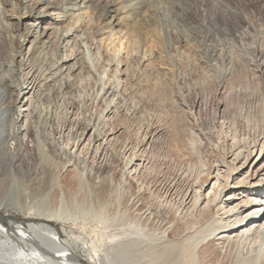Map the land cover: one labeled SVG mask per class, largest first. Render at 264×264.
<instances>
[{"label":"bare ground","instance_id":"obj_1","mask_svg":"<svg viewBox=\"0 0 264 264\" xmlns=\"http://www.w3.org/2000/svg\"><path fill=\"white\" fill-rule=\"evenodd\" d=\"M80 5L92 7L99 17L110 18L103 23L106 26L101 28L99 38L91 41L94 45L101 41L110 44L114 35L111 25H117L123 12L131 9L110 0H58L53 5L56 18L44 20L38 33L33 28L35 5L31 2L26 6L31 18L25 29L32 37L30 47L25 53L14 49L8 63L0 57V128L4 133L0 151L14 165L24 142L31 141L40 122V102L51 95L60 100L69 98L65 89L72 80L61 76L60 71L72 60L75 70L81 73L86 69L87 74L97 77L94 94L81 99L87 105L101 103L103 108L98 114H84L82 107L69 98L61 117L53 106L44 109L53 148L68 157L62 168L76 167L75 161L81 160L101 169L107 162L108 149H116L115 161L121 165L122 178L136 184L146 203L134 196L120 206L121 198L115 195L116 211L107 215L76 208L60 212L56 205L61 203L62 208L67 201L46 197L39 221L11 220L6 226L0 220V264H264V117L262 124H255L248 113L232 106V98L244 89L241 67L226 52L221 68L209 64V74L202 81L187 84L176 76L175 82L186 97L181 107L186 118H172L171 131L151 119L135 129L133 140L118 143L113 119L119 110L134 115L137 107L128 104L121 94L118 62L111 74L105 70L96 73L85 28L74 18L67 21ZM263 9L264 0H166L163 6L166 21L170 22L169 14L181 15L179 19L190 20L204 41L211 40L203 33L206 23L218 26L223 39L239 40L248 29L264 36V24L255 23L264 19ZM59 14L65 18L57 19ZM63 22L66 24L61 27ZM236 26L244 29L241 37ZM4 27L12 26L4 20L0 6V28ZM37 42L41 43L39 55L43 49L54 50L45 67L34 66L27 56L37 48ZM70 45L72 58L55 59ZM260 47L254 46L252 62L261 78L264 53ZM206 53L207 61L218 58L215 50ZM211 75L216 77L214 82L209 80ZM42 161L49 163L48 155H43ZM59 172L49 171L51 183L57 181ZM90 173L76 171L80 180ZM87 218L100 228L103 240L99 250L65 236L62 227L51 223L75 224ZM77 247L86 259L79 256Z\"/></svg>","mask_w":264,"mask_h":264},{"label":"rangeland","instance_id":"obj_2","mask_svg":"<svg viewBox=\"0 0 264 264\" xmlns=\"http://www.w3.org/2000/svg\"><path fill=\"white\" fill-rule=\"evenodd\" d=\"M57 1L0 0L4 20L11 23L12 26L11 28H0V57L5 62L10 61L14 49H20L25 53L30 47L32 37L27 34L25 29L31 18L28 17L29 9L26 6L31 2L35 5L33 14L36 16V24L33 28L40 33L45 22L52 21V17L56 18V14H53L56 12L53 5ZM110 1L131 8L125 14L123 12V19L117 25H111V33L114 35L110 44L109 41H101L95 45L91 43L92 40L95 42V39L99 38L100 33L103 32L101 28L106 26L103 23L110 19L94 14L92 7L88 9L84 7L85 5L76 7L72 10V15L67 16V21L74 18L78 20L77 25L80 24L85 28L88 42L92 44L90 51L93 54L97 74H102L104 70L111 74V70H115L118 62L119 73L117 77L120 79V85L123 88L121 94L128 104L137 107L134 115L119 110L118 117L113 119L112 126L118 130L115 133V139L118 143L133 140L136 136L135 129L143 127L151 119L158 127L171 131L173 127L172 118H186L181 111L182 103L186 97L183 96L184 90L180 89L175 82L176 76L182 78L187 84L202 81L205 75L209 74L207 72L210 67L209 64L221 68L222 55L227 54L232 60L234 59L233 63L238 64L239 68L241 67L244 75L243 82L245 81L243 91L232 98V106L248 113L250 120L255 124H262L264 117V75L261 78L257 76L253 69L252 60L255 56L253 53L254 46H261L260 48L264 53V36L258 35L254 29H248L249 33L247 32L241 37L244 29L236 26L238 27L237 35L241 38L234 41L230 37L223 39L218 34V26L212 27L206 23L203 33L204 35L208 34L211 40L204 41L203 36L201 39V35L196 34L197 28L190 20L181 21L179 19L181 15L169 14L170 22L166 21V12L163 10L166 0ZM238 11L241 13L240 10ZM263 11L264 9L261 12L262 16H264ZM187 12L188 7H186ZM63 18H65L63 14H59L57 17L59 20ZM248 20H253L251 15L248 16ZM255 23L261 26L264 24V19ZM65 24L63 22L60 26L64 27ZM13 33L14 36H10ZM83 36L84 34L81 37ZM35 47L37 48H34L33 53L27 55L29 61L36 67H45L51 62L54 56L52 51L54 50L52 48L43 49L42 51L45 53L42 52L39 55L37 51L41 50V43L37 42ZM63 50H60L59 56H55V59L67 56L66 60H69L73 57L74 50L71 45ZM211 50L217 51L218 58L207 61L206 51ZM72 62V60L67 61L62 65L60 71L61 76L72 80L71 86L65 89L66 96L73 99L75 105L82 107L84 114L100 113L103 108L101 103H98L97 106L87 105L81 99L82 96L94 94L96 75L87 74L86 69L81 73L78 72L75 70L76 65L75 67L71 66ZM69 66L71 67L69 68ZM209 80L214 82L216 77L211 75ZM15 84L18 87V81ZM56 96L51 95L50 98H44L40 102L39 110L42 112L40 122L34 129L31 141L24 142L18 154L19 158L14 165L10 163L8 155L2 150L0 151V220L6 226L10 225L11 220L21 223L39 221L38 217L41 214L39 212L43 207L46 208L44 205L46 197L67 201V204L63 205L62 208L60 207L61 203L56 205L55 209L60 212L71 211L76 208L75 210L81 211L105 212L107 215H112L113 211H116V196L121 198L120 206L126 205L128 200L134 196H140L141 202L146 203V197L143 194L141 196L136 184L131 180L122 178L121 165L115 161L118 154L116 149H108L107 162L101 169H98L99 171L91 166L88 161L81 160L75 161L76 167L66 166L62 168L68 157L61 155L59 150L55 149L56 147L53 148L50 139L52 135H50L48 128L49 120H45L43 113L47 106H53L56 109V115L62 116V112L70 99L60 100ZM124 127L129 129L125 130ZM3 140L4 133L0 128V141ZM43 155H48L49 163L46 164L42 161ZM83 169L91 171V173L80 180L76 171L80 172ZM49 171H60L57 181L54 183L49 180ZM47 211L45 210V212ZM51 223L57 227H62L65 236L67 235L79 243H85L87 246L96 247L97 250L100 249L99 245L103 240L98 232L100 228H97L90 219H78L75 224L57 221ZM76 251L80 257L86 259V255L80 247H77Z\"/></svg>","mask_w":264,"mask_h":264}]
</instances>
